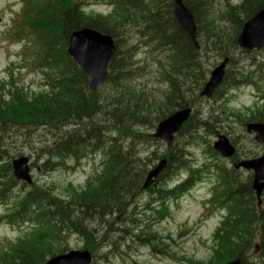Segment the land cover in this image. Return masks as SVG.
<instances>
[{
	"label": "trees",
	"instance_id": "trees-1",
	"mask_svg": "<svg viewBox=\"0 0 264 264\" xmlns=\"http://www.w3.org/2000/svg\"><path fill=\"white\" fill-rule=\"evenodd\" d=\"M162 1H166L168 5L172 0ZM162 1L150 0L148 3L147 0H108L116 7L114 15L108 18L86 17L81 11L79 0L25 1L16 29L33 40L34 56L40 66L50 68L57 74L53 77L45 74L49 82V90L46 93L31 98L19 97L20 94L17 93L8 105H0V198H8L11 189L17 184L11 173L9 160L12 157L8 156L6 148L3 147L4 138L14 130L18 132L28 126H36L57 133V137L53 135L52 142L55 144L40 149L47 155L40 166L44 173L59 169L68 159H79L83 154L90 152L89 149H104L106 162L101 173L88 181L84 189L75 191L65 188L63 197L56 196L54 187L33 185L27 192H23L19 205L11 211L12 221L34 222L36 225L30 234L0 253V264H44L48 258L69 250L62 244L66 229H71L82 237V249L92 253L93 264H96L97 258L103 264H109L108 254H98L97 238L84 223L89 218H95L96 221H114L121 217V220L125 221L126 211L132 200L143 194L141 185L150 161L140 159L134 153L133 147L130 148V144L125 143L126 138L146 141L147 136L140 131L141 127L151 128L155 122L165 119L176 110L191 107L192 102L188 101L186 93H195V90H185L174 80L176 74L189 80L190 76L194 78V74L199 72V63L194 58L196 52L184 33L176 26L169 32L170 35L162 36L163 41L157 44L158 47L169 46V67L174 75L171 76L170 93L164 98L162 105L148 106L130 87L118 85L119 80L131 79V51L125 53L120 41L121 29L131 26L132 23L128 10L144 12V16L148 12L149 19L143 18V22L146 20L156 24L157 21L161 23L168 18L163 23L173 26L172 22L168 21V11H163V15L154 13L150 16L152 9ZM182 1L190 9L199 29L202 27L206 32L208 45L205 50L216 51L224 57L230 54V50L236 49L235 41L245 20L264 4V0H257L254 3L248 2L250 4L246 8L231 9L227 15H223L229 17V27L208 33L206 26L202 25V22L206 21L203 11L211 5L212 0H205V5L204 0ZM244 10H247L246 14ZM135 15L137 14L133 16ZM241 17L244 20L240 19ZM82 27L94 28L115 37L118 41L116 56L109 66V82H112L111 87H114L110 98L103 99V94L89 93L85 76L66 54L69 34ZM151 30L152 28L147 29L145 35ZM156 37L153 33L152 40ZM108 99V103H105ZM119 110L121 112L117 114ZM100 117L109 119L97 121ZM260 119L258 116L255 121ZM194 121L195 118H190L185 130H189ZM102 123L107 125L104 128L106 137L102 132L104 129L100 126ZM77 124L82 128L68 130L70 125ZM153 162L152 160L151 164ZM187 168L184 149H177L175 153L170 154L165 172L147 190L149 200L146 208L150 207L151 211L156 213L155 218L167 215L165 203L168 199L176 198L188 189L184 183L168 190L164 185L165 179ZM216 168L217 171L223 169L220 166ZM159 182L162 184L158 186ZM226 190L228 191L219 194L216 199L218 206L225 209L226 217L214 234L212 256L205 262L188 261V264H226L232 259H240L242 264H249L248 259L255 240H258L260 246L256 256L257 264H264V211L259 213L256 209L250 179L243 184H229ZM147 221L143 228L141 221L137 223L136 219H131V222L142 228L139 234L144 235L147 245L154 249L155 245H159V239L155 233L148 230ZM120 233L127 243L132 240L131 232L127 229H122ZM133 238L137 240L138 236ZM121 246L130 249L129 243ZM114 251L118 252L120 249L114 247Z\"/></svg>",
	"mask_w": 264,
	"mask_h": 264
},
{
	"label": "rangeland",
	"instance_id": "rangeland-1",
	"mask_svg": "<svg viewBox=\"0 0 264 264\" xmlns=\"http://www.w3.org/2000/svg\"><path fill=\"white\" fill-rule=\"evenodd\" d=\"M232 1L236 2L238 0ZM229 4L233 5L231 3ZM21 6L22 0H0V78H4L6 76V70L8 66L10 67L12 62L17 64V61H20V63H22L21 58L19 59L21 46H11L7 38V32L12 23V18L14 17L13 15L20 11ZM100 11H102V7L95 3V1H92L85 9V13L87 15H93ZM218 11L221 14H225V12H230V7H228L227 4L225 5L224 0H213L211 7L206 10L208 13L207 17H205L207 18V22L205 24L206 26H209L213 18L217 23L216 25L220 26L221 29L228 27V24L221 23V21L218 20ZM240 19L243 20L244 18L241 17ZM137 44H139V42L134 43V46L136 47ZM260 54H252L250 58H254V61L261 63L264 61V55ZM233 55L236 59L237 67H241L243 64H248L249 58L246 59L238 52H234ZM158 58L159 57L156 59ZM239 58H243V61L238 64L237 60ZM136 59L141 63V65L139 63V67L145 66L146 72L142 73L141 71H137L135 74H131L132 76H135L133 83L137 85L134 93L142 90L145 92V98L147 100H158L163 95L164 86L157 79L156 68L153 65L152 60L147 59L146 55L141 51H139ZM23 62L24 65H27L31 61L27 58V56H25ZM204 63L206 64V69L210 70L212 69V65L215 64V60L214 58H211L209 60H205ZM21 66L24 68L23 70L20 69L18 72H16V70L13 71V76L18 84L24 90H37L40 88L41 83L43 82L41 74L33 72L34 69L31 67ZM167 76L174 75H172L171 72H168L166 77ZM156 87H160L159 90ZM106 90L107 89L104 88L102 92H105ZM249 102L250 100L248 97H239L236 99L234 106H231L239 109L243 106H247ZM211 103L212 102H209L208 105H211ZM120 112L121 110H119L117 114H120ZM208 113L209 107L203 109V115H205V117ZM108 119L109 118L105 119V117H100L97 118V121H108ZM101 125L106 124L102 123ZM112 129H115V127H112ZM144 131H146L144 133L147 135L153 130ZM25 133L26 134H21L13 131L8 137L4 138L3 146L8 150L10 153L9 155H15L14 158L18 156H27L30 158L33 167L31 171L33 183L39 187H54L56 193L59 194L60 192H63L65 188H68L67 186L69 184H72L75 187L82 186L88 176L96 172L94 170H100V167L98 170V166L101 157L96 155L94 160L91 158L85 161L83 160L74 171L59 170L47 174L37 171V168L40 165V162H38V164L35 162L37 155H40L43 159L46 157V154L41 152L40 149L48 148L54 139L53 135L55 137L58 135L50 129L48 132L47 129L40 130L34 127L30 128ZM199 134L203 135L201 132H199ZM238 136L239 134H234L235 138ZM202 140L209 143L212 142L211 140H208V137L202 138ZM248 140H250V138L247 136H245V139L243 138L240 140L245 144L242 151H246L252 147L249 145ZM125 143L130 144V148L133 147L134 151H137V156L141 158L143 157L144 161L146 158L152 159L158 157V159L152 164V161H150V167L159 161V157L164 156L168 149L160 142L154 144L150 141H143V139H131L129 137L126 138ZM253 149L256 152H260V150H257L255 147H253ZM188 152L191 155V157H189L190 164L192 166H196L198 170L204 171L205 164L207 166L211 165L212 161L207 155V146L201 140L197 141V143L193 145ZM207 157L208 160H206ZM187 173L188 172L185 170H180L175 174V176L171 177V180L168 179L167 181L165 179L166 186H173L176 182L182 181ZM242 176L247 177L246 174H242ZM202 177H204V179L201 180L202 184L197 185L191 192L181 197L177 202H169L168 205L170 207V211L168 218L159 222L154 221L152 223V229L158 233V236L162 241V244L158 245V248L154 250L150 245L139 247L137 240L133 238L139 234L137 227V223L139 221L142 222L144 228L146 221L154 218L153 213H150L146 208L149 200V195L147 193H143L140 197L135 199L136 207H132L130 215L125 217V221L121 220V218H117L110 222L108 220L93 221L90 219L87 228L97 237L96 245L99 249L98 254L102 256L108 254L110 261L109 264H188L186 261L191 258L196 260L208 259L210 256L208 247L212 235L211 233L219 222L220 216L219 214L213 213L209 216V218H203L205 210L202 201L206 198L208 194V184H210L213 179L211 175L206 176L202 174ZM160 184L162 183L159 182L158 186ZM28 189V186L18 183L12 188V197L9 204L14 202V197H21V193L27 192ZM173 203L177 206H173ZM6 207L7 206L0 204V216L5 213ZM131 219H136L137 223L131 222ZM26 228V225L16 227L15 225L12 226L5 222H0V243L4 244L7 241H16L23 235ZM124 228L131 232L130 236L132 237V245H129V250L126 247L121 246L128 245L127 242L122 239V234L120 233ZM142 238H144V236H142ZM66 242L71 249L78 251H81L84 245L82 237L76 234H70L67 237ZM114 247L120 249V251H114ZM182 258L184 260H182ZM257 261V259H250L251 263H256ZM95 262L96 264H103V262L98 258L95 259Z\"/></svg>",
	"mask_w": 264,
	"mask_h": 264
},
{
	"label": "water",
	"instance_id": "water-1",
	"mask_svg": "<svg viewBox=\"0 0 264 264\" xmlns=\"http://www.w3.org/2000/svg\"><path fill=\"white\" fill-rule=\"evenodd\" d=\"M175 18L181 27L189 34L191 41L194 39L192 31V18L181 6L180 1L175 3ZM238 45L244 49L261 48L264 46V11L252 22L245 25L242 34L238 39ZM68 53L77 62L84 74L89 79V88L94 91L97 86L106 81L107 67L111 57L114 55V46L111 39L101 36L94 31L83 29L71 34L68 42ZM216 75V74H215ZM220 78H212L203 91L204 96H210L214 87L219 83ZM189 111H181L170 116L163 121L157 128L154 137L160 138L167 143H171L172 135L178 132L182 124L188 119ZM258 136V142H264V126L255 129ZM216 149L223 153V156H229L231 153L227 150L225 144L216 145ZM13 173L16 179L30 183L27 169V159H19L12 163ZM165 162H161L152 172L148 174L144 188L152 183L158 174L163 170ZM246 169H253L255 174L254 188L259 193L264 186V157L255 161L243 163ZM258 181H263L262 185ZM90 255L87 252H71L67 255L56 257L47 264H89ZM232 264H240L238 261Z\"/></svg>",
	"mask_w": 264,
	"mask_h": 264
},
{
	"label": "bare ground",
	"instance_id": "bare-ground-1",
	"mask_svg": "<svg viewBox=\"0 0 264 264\" xmlns=\"http://www.w3.org/2000/svg\"><path fill=\"white\" fill-rule=\"evenodd\" d=\"M163 13H164V12L161 11L159 14H160V15H163ZM160 15H159V16H160ZM167 19H168V18H167ZM167 19H164L163 22L166 21ZM168 21H170V20H168ZM47 106H48V105H47ZM140 145H141V143H140ZM139 147H140V146H139ZM139 147H138V148H139ZM141 147H143V146H141ZM133 150H134V149H133ZM136 152H137V151H134V153H136ZM136 155H137V154H136ZM48 193H49V192H48Z\"/></svg>",
	"mask_w": 264,
	"mask_h": 264
}]
</instances>
